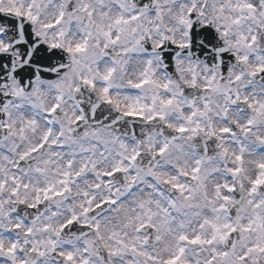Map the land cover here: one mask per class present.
Wrapping results in <instances>:
<instances>
[{"label": "snow or ice", "instance_id": "6c2138e0", "mask_svg": "<svg viewBox=\"0 0 264 264\" xmlns=\"http://www.w3.org/2000/svg\"><path fill=\"white\" fill-rule=\"evenodd\" d=\"M0 264H264V0H0Z\"/></svg>", "mask_w": 264, "mask_h": 264}]
</instances>
